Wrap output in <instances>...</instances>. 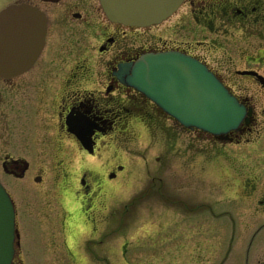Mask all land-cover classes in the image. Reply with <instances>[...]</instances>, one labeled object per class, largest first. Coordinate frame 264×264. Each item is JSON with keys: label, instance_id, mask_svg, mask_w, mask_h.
<instances>
[{"label": "flooded vegetation", "instance_id": "af4514ba", "mask_svg": "<svg viewBox=\"0 0 264 264\" xmlns=\"http://www.w3.org/2000/svg\"><path fill=\"white\" fill-rule=\"evenodd\" d=\"M22 5L43 14L45 36L41 52L26 69L8 76L0 73V183L13 201L17 227L21 215L32 218V208L23 212L21 206L36 196L33 191L42 188L46 179L37 148L47 151L49 162L60 166L70 153L95 157L106 138L126 133L136 118H168L142 95L123 86L116 75L122 66L142 56L176 52L198 61L217 77L249 110V123L220 139L182 129L185 136L206 145L204 150L192 143L182 148L188 168L197 156L204 157L198 172L186 180L203 181V172L208 170L213 190L182 202L181 216L190 222L181 224L177 258L157 253L133 263L264 264L255 252L261 250V242H255L264 233V0H182L169 19L145 28L108 21L99 0H0V12ZM173 17L177 20L168 25ZM178 28L181 38L176 37ZM67 119L81 126L92 155L69 132ZM30 148L34 152L25 158ZM100 184L90 171H82L77 179V193L88 197L87 213L83 209L80 217L89 233L83 234L82 246L78 239L72 244L65 236L61 250H53L63 255L65 264H89L84 261L89 242L102 244L100 234L109 225L108 217L92 197V189H99ZM65 210L80 212L74 205ZM248 212L254 220L261 218L256 231L248 233L240 260L233 250V229L227 243L223 227L215 220L225 216L233 225L234 215L244 218ZM87 214L95 221L90 222ZM45 220L54 226L50 214L38 222L42 225ZM242 226L251 229L248 222ZM104 248L111 254L107 245ZM17 257L18 253L13 264H20ZM99 259L94 256L92 261L99 264Z\"/></svg>", "mask_w": 264, "mask_h": 264}, {"label": "rangeland", "instance_id": "374dc122", "mask_svg": "<svg viewBox=\"0 0 264 264\" xmlns=\"http://www.w3.org/2000/svg\"><path fill=\"white\" fill-rule=\"evenodd\" d=\"M176 20L177 17H173L168 25ZM179 29H176L177 38H181ZM154 120L152 130H148L145 123L135 119L128 132L116 138H106L95 157L80 152L70 153L67 160L64 159L65 164L60 166L50 163L49 153L37 148V158L41 159L38 163L45 170L46 179L42 188L33 191L36 196L25 199L24 206H21L23 212L27 207L33 211L32 218L21 215L17 227L21 264H65L63 255L55 252L61 250L59 245L65 236L72 244L78 239L82 246L83 234L89 233L82 222L83 209L87 213L88 197L77 193V179L84 170L96 174L101 182L99 189H92V197L97 198L95 205L102 210V215L108 217L106 221L109 223L102 228V244L89 242L86 249L89 256L84 259L86 263L94 264V256L103 259H99V264H134L157 253L164 256L168 254L170 258L178 257L181 224L190 222V219L181 216L182 202L195 195L206 196L212 191V176L207 170L203 172L206 173L204 182L201 179L195 181L196 178L195 182L186 180L187 176L198 172L197 165H201L204 157L197 156L188 168L186 158L181 156L182 148L192 143L204 150L206 145L200 139L185 136L172 121ZM46 135L51 136L50 132ZM31 152H34L33 148L26 149L25 158ZM43 159L47 162H42ZM110 172H115L114 180L109 179ZM262 183L264 185V181ZM16 200L19 201V198L16 197ZM69 205L78 207L81 213L65 210ZM44 214H50L54 221L53 227L47 220L44 221L45 225L38 222ZM101 214H98V218L102 219ZM87 215L90 216V222L95 221L91 214ZM260 218L254 220L248 212L244 218L234 215L233 225L225 216L215 220L219 228L223 227L227 243L233 229V250L235 255H240L237 256L240 260L246 249L248 233L256 231ZM245 222L251 225L250 231L244 230L242 223ZM137 226L141 229L136 232ZM259 238L255 243L261 242V250L255 251L258 255L256 259L264 260V233ZM106 245L111 254L106 253Z\"/></svg>", "mask_w": 264, "mask_h": 264}, {"label": "water", "instance_id": "95a60500", "mask_svg": "<svg viewBox=\"0 0 264 264\" xmlns=\"http://www.w3.org/2000/svg\"><path fill=\"white\" fill-rule=\"evenodd\" d=\"M181 1L99 0L109 21L131 27L160 24L177 10ZM43 37L44 20L37 10L20 6L1 12L2 76L24 70L41 50ZM19 57L25 60L18 61ZM117 77L185 129L222 137L237 131L242 122L248 123L249 113L221 83L203 65L181 54L143 56L134 64L121 67ZM68 126L71 133L84 141L82 129L76 124ZM83 147L92 153L86 144ZM17 239L13 204L0 185V264H12Z\"/></svg>", "mask_w": 264, "mask_h": 264}]
</instances>
